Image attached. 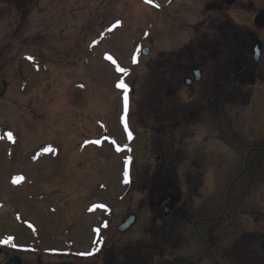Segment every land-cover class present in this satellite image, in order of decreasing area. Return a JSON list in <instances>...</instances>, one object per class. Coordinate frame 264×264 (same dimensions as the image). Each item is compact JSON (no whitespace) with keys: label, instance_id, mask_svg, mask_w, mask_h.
Masks as SVG:
<instances>
[{"label":"rangeland","instance_id":"374dc122","mask_svg":"<svg viewBox=\"0 0 264 264\" xmlns=\"http://www.w3.org/2000/svg\"><path fill=\"white\" fill-rule=\"evenodd\" d=\"M24 3L18 8L0 0V240L63 253L89 252L105 241L119 215L145 201L140 187L128 201L124 192L151 182L147 170L156 164L151 147L165 136L157 121L173 104L198 109L205 101L201 83L169 97L171 92L160 88L167 71L149 56L166 57L198 33L210 34L204 19L218 16L208 11V0ZM245 9L243 18L232 13L234 23L243 25L252 18ZM144 46L150 47L149 56L142 54ZM118 66L127 71L119 72ZM121 81L126 93L116 87ZM224 108H231L227 101L221 109L215 105L203 110L194 119L198 124L178 130L181 141L166 136L164 142L179 147L182 160H210L203 185L225 189L239 174L250 145L246 139L231 141V146L218 139V122L232 117L227 127L243 134L250 108L239 103L220 118L217 114ZM130 137L136 142L129 151L125 146ZM189 161L178 169L182 185L186 170L194 167ZM249 174L248 169L243 179ZM197 205L200 209L203 204ZM142 215L129 233L121 236L112 230L108 244L138 241L147 251L157 226L149 221L148 211ZM167 256L164 252L161 261Z\"/></svg>","mask_w":264,"mask_h":264},{"label":"flooded vegetation","instance_id":"af4514ba","mask_svg":"<svg viewBox=\"0 0 264 264\" xmlns=\"http://www.w3.org/2000/svg\"><path fill=\"white\" fill-rule=\"evenodd\" d=\"M208 2V11H214L218 16L213 21L204 19L210 34L198 33V37H192L181 49L166 57L149 56L153 64L167 71L162 77L167 93L172 94L169 97H177L183 90L201 83L200 92L205 101L200 109L172 103L162 121H157L165 136L155 139L151 147L156 162L147 170L151 182L136 185L133 191L128 186L124 192L128 201V195L140 187V193L142 189L146 192L145 201L140 200L123 217L119 215L110 224L105 241L94 250L63 253L38 246L10 245L0 240L5 253L0 264H9L15 257L17 264H202L203 261L208 264H253L252 256H256L255 264H264V0ZM255 3H259V7ZM234 4L239 5L237 11L230 10ZM245 7L253 14L252 18L243 25L234 23L232 13L237 12L243 18L242 13L247 11ZM208 69L210 76L205 80ZM198 70L201 79L196 81ZM226 101L231 110L238 108L239 103L250 110L243 134L233 126L227 127L228 122H233L232 117L231 120L223 118L224 122H218L222 132L218 139L228 145L231 141L246 139L250 147L244 153L239 174L233 176L224 189L203 185V176L212 166L210 160H200L201 157L182 160L176 151L179 147H172V143L167 146L164 140L167 136L170 140L181 141L183 133L179 132L177 136L176 133L182 126L198 124L194 119L203 110L210 111L215 105L221 109ZM221 111L217 114L220 118L226 114L225 108ZM128 141L134 143L136 138L131 137ZM20 146L25 147V143ZM188 161L194 167L186 170V183L182 185L178 169ZM236 164L239 166V162ZM248 169L250 174L243 179ZM199 202L203 204L200 209ZM145 210L149 213V221L157 226L147 251L138 247V241L108 244L112 230L121 236L129 233L142 221ZM198 213L201 216L198 217ZM130 216L135 217V223L126 232L120 231L119 225ZM240 226H243L241 233ZM164 252L168 256L166 261H161Z\"/></svg>","mask_w":264,"mask_h":264},{"label":"water","instance_id":"95a60500","mask_svg":"<svg viewBox=\"0 0 264 264\" xmlns=\"http://www.w3.org/2000/svg\"><path fill=\"white\" fill-rule=\"evenodd\" d=\"M142 51H143V53L145 55H148L149 52H150V49L149 48H144ZM200 79H201V73H200V71L195 72V80L196 81H199ZM134 223H135V217L133 216V217L128 218L125 222H123L119 226V229H120V231L125 232L128 229H130ZM4 256H5V253L2 251V248L0 246V262H1V260H2V258ZM17 259H18L17 257L11 259L10 262H9V264H17V262H18Z\"/></svg>","mask_w":264,"mask_h":264},{"label":"snow or ice","instance_id":"6c2138e0","mask_svg":"<svg viewBox=\"0 0 264 264\" xmlns=\"http://www.w3.org/2000/svg\"><path fill=\"white\" fill-rule=\"evenodd\" d=\"M108 59L111 60L112 57L109 56ZM133 62H135V58H133ZM113 63H115V62L113 61ZM117 70H118L119 72H121V73H124V72L127 71V69H125V68H123V67H119V66L117 67ZM116 87L122 89L124 93L127 92V85H126L125 83H123L122 81H121L120 83H118V84L116 85ZM127 111H128V97H127V95L125 94V95H124V121H125V127H127ZM129 135H131V133H129ZM97 143H98V141H97ZM127 176H128V172H127V169H126V170H125V177H126L125 182H127ZM5 242H7V241H5Z\"/></svg>","mask_w":264,"mask_h":264},{"label":"trees","instance_id":"16d2710c","mask_svg":"<svg viewBox=\"0 0 264 264\" xmlns=\"http://www.w3.org/2000/svg\"><path fill=\"white\" fill-rule=\"evenodd\" d=\"M6 2H9V3H16L17 7H25L26 4L24 3V0H6ZM27 14V11H24L23 13V17L26 16ZM166 88L165 85L162 84V86L160 88Z\"/></svg>","mask_w":264,"mask_h":264}]
</instances>
